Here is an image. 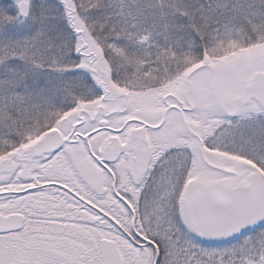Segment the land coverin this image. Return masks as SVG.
<instances>
[{"label":"snow or ice","instance_id":"snow-or-ice-1","mask_svg":"<svg viewBox=\"0 0 264 264\" xmlns=\"http://www.w3.org/2000/svg\"><path fill=\"white\" fill-rule=\"evenodd\" d=\"M0 264H264V0H0Z\"/></svg>","mask_w":264,"mask_h":264}]
</instances>
